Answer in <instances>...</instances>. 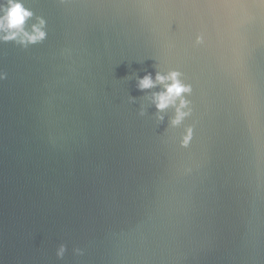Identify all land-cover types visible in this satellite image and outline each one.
<instances>
[{"label":"water","instance_id":"obj_1","mask_svg":"<svg viewBox=\"0 0 264 264\" xmlns=\"http://www.w3.org/2000/svg\"><path fill=\"white\" fill-rule=\"evenodd\" d=\"M22 2L46 37L0 39V264H264V0Z\"/></svg>","mask_w":264,"mask_h":264},{"label":"clouds","instance_id":"obj_2","mask_svg":"<svg viewBox=\"0 0 264 264\" xmlns=\"http://www.w3.org/2000/svg\"><path fill=\"white\" fill-rule=\"evenodd\" d=\"M32 12L27 9L22 0H7L6 4L0 5V39L5 41L21 38V42L36 43L46 37V32L42 30L44 21L41 20L40 26H34L32 34L25 31L24 25L26 21L32 16ZM156 81L165 84V91L159 93L155 97L156 106L159 110H164L167 107L174 105L177 99H180V107L177 109L178 117L174 123H179L187 113L181 111L182 108L187 106V101L182 99L184 93L191 92V87L185 85L179 79V73L172 72L168 76H156ZM170 81V83H166ZM151 75L145 76L140 81V88L147 89L153 87ZM191 132H189V139ZM187 142V140H186Z\"/></svg>","mask_w":264,"mask_h":264}]
</instances>
